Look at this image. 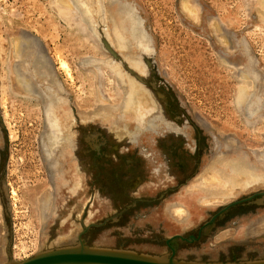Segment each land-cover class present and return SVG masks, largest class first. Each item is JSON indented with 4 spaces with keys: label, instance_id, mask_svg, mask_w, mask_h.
<instances>
[{
    "label": "rangeland",
    "instance_id": "1",
    "mask_svg": "<svg viewBox=\"0 0 264 264\" xmlns=\"http://www.w3.org/2000/svg\"><path fill=\"white\" fill-rule=\"evenodd\" d=\"M58 1L0 0V61L4 60L11 36L25 35L40 40L53 62L67 99L85 111L93 107L91 100L94 99L96 84L83 71L81 63L85 57L98 60L101 56L92 50L91 43L82 45L77 40L78 36L59 18ZM72 1L79 10H88L92 25L98 32L108 30V23L101 22L98 17L101 13L97 14L101 11L100 5L106 13V0ZM121 1L137 8L151 38L152 52H144L149 63L146 67L149 75L142 76L144 80L151 78L148 81L158 89L156 95L166 98L165 101L174 104L175 109L182 110L185 119L196 123L202 134H212L218 139V131H222L234 138L241 148L253 141V135L244 131L241 117L233 105L237 69L244 62V56L239 55L235 47V39H244L263 79V87L259 91L261 113H264V6L261 0H192L200 7L197 25L182 16V0ZM210 19L230 22L231 56H225L223 49L213 41L207 28ZM117 55L121 58L119 53ZM111 59L118 63L112 55ZM60 61L67 63L70 75L59 67ZM122 69L129 75L123 66ZM109 83L110 80L105 78L103 89L110 96L113 86ZM3 100L5 105L2 106ZM72 107V119L68 122L73 125L71 120H83L77 106ZM118 117L112 125H103L97 118H90V139L100 129L120 140L122 151H125L124 147L129 149L125 141L132 138L130 119L123 122L128 126L124 129L117 126L121 116ZM0 125L3 128L0 130V188L3 194H0V264L8 261L9 253L15 260L22 261L42 250L74 245L83 227L104 222L127 207L130 208L115 221L110 220L102 227L91 229L86 235L87 244L168 257L171 251L166 240L171 239L170 244L176 250L175 258L178 260L240 264L264 260V234H248V227H253L255 220L264 215L263 207L234 208L226 214L232 215L243 209L250 210L249 214L255 218H219L214 225L203 229L199 239H180L197 236L199 228L222 207L201 208L190 199L193 213L184 205L189 210L188 214L180 219L174 218V208L169 205L183 199L185 183H190L200 174H194L190 180L194 176L191 175L179 185L177 174L156 173L153 168H146L149 165H145L147 170H137L128 154H122L119 170L112 166L102 169L98 179H101L100 185L103 184L104 189H82L81 185L64 188L61 204L54 210L52 207L49 214H54V217L46 218L41 224L38 218H33L27 198L36 191L37 194L48 191L52 185L42 149L43 110L22 104L0 92ZM109 140L113 142L114 139ZM12 189L16 190V198L10 194ZM253 193H239L225 204ZM62 204H66L64 210L60 209ZM42 241L43 245H40Z\"/></svg>",
    "mask_w": 264,
    "mask_h": 264
},
{
    "label": "bare ground",
    "instance_id": "2",
    "mask_svg": "<svg viewBox=\"0 0 264 264\" xmlns=\"http://www.w3.org/2000/svg\"><path fill=\"white\" fill-rule=\"evenodd\" d=\"M57 3L60 4L56 5L59 18L66 23L70 31L72 30L78 36L77 40L82 45L91 43L92 50L101 56L98 60L85 57L81 63L83 71L90 75L93 81L95 80L96 90L94 99L91 100L93 107L84 111L75 102H69L56 75L53 62L40 40H34L25 35L11 36L4 60L0 61V92L22 104L37 106L38 110H43L42 149L45 153L52 185L48 191H40L38 194L36 191L27 198L33 218H38L41 224L46 218L54 217V214L49 216L52 213V207L54 210L57 205L61 204L62 194L65 190L62 189V185H68L66 179L70 174L65 173L66 167L64 168L60 160L64 159L69 141H72L70 137L72 136V124L68 122L70 118L72 119V106H77L78 114L83 120H75L76 123L86 124L90 118H97L103 125H112L115 118L118 117L117 115L121 113L122 119L120 116L118 117L120 119L117 121V126L121 125L120 127L127 129V124L123 122H126L128 118L130 121L131 118L140 120L143 115L139 116L138 114L143 110L145 113H149L152 105L156 102L154 94L150 95L141 83L122 69L124 62L141 79H143L142 75L147 73L146 67L149 63H147L144 52H152V42L137 8L125 1L106 0V13L100 5L101 11H97V14L101 13L98 16L101 18V22L108 23V30L103 32L101 29L98 32L92 25L93 19L88 10L83 8L79 10L74 6L72 0H59ZM261 4L264 6V0H261ZM180 12L190 23L198 24L200 7L195 5L192 0H182ZM230 26V22L221 20L212 21L210 19L207 23L213 41L223 49L225 56L228 57L231 56L229 46L232 44ZM103 38L109 42L106 45L120 54L123 62L114 63L112 61L111 54L105 49V44L101 42ZM235 44L239 55L244 56V59L241 57L244 62L237 69V88L233 105L241 117L244 131L252 134L254 140L247 142V145L241 148L234 138L218 131V139L216 137L217 142L215 141L217 152L212 156L210 163L205 166L197 178L187 183V187L184 189V198L169 205L170 208H174L172 210L174 218L180 219L188 214L189 210L187 211L184 205H187L193 213L194 209L189 204L191 200L194 203L197 202V206L201 208L212 209L220 206L223 208L229 205L225 203L230 202L239 193L264 192V113H261L263 110L259 91V88L263 87L261 85L263 79L256 70L255 62L249 54L244 39L236 38ZM59 67L70 75L69 67L65 61H60ZM105 78L110 80L113 86L110 96L103 89ZM3 105H5L4 100ZM0 130H3L1 125ZM111 131L114 130L111 129ZM118 134L120 135V132ZM0 194L3 196L1 188ZM10 194L14 198L17 196L15 189H12ZM258 197L259 199L256 198L252 202L264 203V196ZM23 204L25 205V201ZM253 206L252 208H262ZM65 208L66 204H62L60 209L64 210ZM1 219L2 217H0ZM255 221L257 222L253 227H248L249 236L264 234V215ZM198 232L199 230L197 236L191 237H194L195 240L199 239L201 235L198 237ZM40 245H43V241L40 242ZM11 257L14 261L21 262L15 260L12 254ZM5 263L7 261L2 264Z\"/></svg>",
    "mask_w": 264,
    "mask_h": 264
},
{
    "label": "flooded vegetation",
    "instance_id": "3",
    "mask_svg": "<svg viewBox=\"0 0 264 264\" xmlns=\"http://www.w3.org/2000/svg\"><path fill=\"white\" fill-rule=\"evenodd\" d=\"M148 80H144L145 85L154 94L156 102L149 113L143 110L138 114L143 115V118L131 119L132 138L125 141V144H129V149L124 147L125 151H122V142L100 129L98 131L95 129L97 137L92 136L93 139H90L88 123H76L74 119L71 120L72 141H69L64 159L60 160L70 178L66 179L68 185L63 184L62 189H72L79 187L78 185H81L82 189H104V185H100L101 179H98L102 169L112 166L119 170L122 154H128L133 158L137 170L153 168L156 173L177 174L179 185L185 183L191 175H199L210 163L212 156L217 152L215 136L200 133L197 124L186 120L182 110L175 109L174 104L165 101L166 98L156 95L158 89ZM112 138L113 142L109 140ZM145 165L149 166L145 168ZM194 177L192 176L191 180ZM242 210L217 218H255L249 214L250 210Z\"/></svg>",
    "mask_w": 264,
    "mask_h": 264
},
{
    "label": "water",
    "instance_id": "4",
    "mask_svg": "<svg viewBox=\"0 0 264 264\" xmlns=\"http://www.w3.org/2000/svg\"><path fill=\"white\" fill-rule=\"evenodd\" d=\"M101 42L105 44V49L114 58H116L120 62H123V60L115 53V51L112 50V48L109 45H106L109 42L105 38H103ZM122 66L127 70V72L131 76H133L139 83H141L147 89V92L150 93V95L153 94L151 90L146 87L145 81L140 77L136 76L135 73L132 72V70H130V68L127 67L126 63L123 62ZM258 196H264V192L251 194L245 198H242L220 209L212 216V218L209 221L204 223L199 228L198 237H200L201 232L205 227L214 225L216 223V221L219 219L217 217L226 214L227 212H229L234 208H244L251 205L264 208V203L252 202L256 198L259 199ZM129 208L130 207L123 209L117 215L113 216L112 218L106 219L104 222L91 224L89 226L83 227L82 232L78 236V241L74 245H66L62 247L42 250L34 254L31 258L23 260L21 262H16L12 259L8 247L9 260L5 264H240L235 262L206 263V262L178 260L175 258L176 250L170 245L171 239L166 240V244L171 251L170 256L168 257L152 256L123 248L98 247L87 244L86 235L91 229L102 227L103 225L107 224L110 220L115 221ZM179 238L188 241L185 238L182 237ZM190 239L195 240L194 237H190ZM242 264H264V260L249 261Z\"/></svg>",
    "mask_w": 264,
    "mask_h": 264
}]
</instances>
